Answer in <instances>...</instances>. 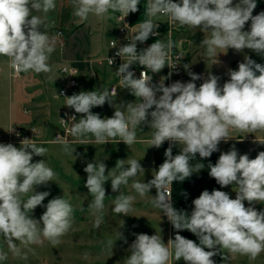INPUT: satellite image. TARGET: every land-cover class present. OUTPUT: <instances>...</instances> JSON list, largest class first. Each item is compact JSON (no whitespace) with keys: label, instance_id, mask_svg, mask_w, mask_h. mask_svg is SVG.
Listing matches in <instances>:
<instances>
[{"label":"clouds","instance_id":"clouds-1","mask_svg":"<svg viewBox=\"0 0 264 264\" xmlns=\"http://www.w3.org/2000/svg\"><path fill=\"white\" fill-rule=\"evenodd\" d=\"M69 3L73 15L82 21L90 15L110 19L111 13L119 12L121 22L139 10L141 0H69ZM55 8L56 0H0V56L7 57L14 77H19L22 72L51 71L48 62L62 35H48L54 22H47V14ZM256 8L257 0L235 3L234 0H147L145 14L148 19L138 25L130 42L116 52L123 60L115 72L120 77L119 84L136 101L114 103L115 87L111 91L100 87L64 96L65 105L82 116L77 120L76 115H71L67 121L61 119V123L67 125L71 121L70 134L81 143L105 145L109 140L119 138L118 142L130 147L137 142V129L142 131L141 124L152 130V138L148 141L150 147L158 149L164 142H169L164 162L152 170L153 178L146 183L135 179L138 174H145V169L135 158L117 159L107 175V166L102 160L88 162L83 169L87 173L84 186L92 197L87 208L95 216L94 228L99 229L104 223V185L109 180L112 192H119L111 211L123 216L132 211L135 196L120 191L131 179V188L140 197L149 195L153 187L156 189V196L150 203L163 212L176 230L174 239L170 238L167 244L161 234H136L127 250L130 255L123 259V264H169L172 259H182L185 264H216L213 257L218 254L224 262L236 255L254 261L264 252V210H256L257 204H264V151L250 158L248 154H239L233 145L227 152L220 153L214 165L208 163L209 176L221 188L232 185L236 193L234 199L225 191L203 190L192 200L194 207L189 215L174 208L171 191L173 182H184L205 168L204 163L193 166L190 161L197 154L203 160L219 151L221 141L227 143L231 138L230 128L248 133L264 130V64L245 55L238 70H228L229 79L222 86L220 77L209 72L199 87L195 81L202 77L191 72L185 64L183 67L191 80L165 86L171 72L161 76L158 83L153 82L149 73L158 74L166 66L176 68L177 65L173 66L169 60L175 47L171 33L167 42L156 39L147 48L137 50V42L144 43L150 36L160 35L156 31L160 24L154 19L166 17L170 23L210 33L200 46L206 48V56L214 57L216 63H219L217 55L226 54L229 49L237 53L248 49L264 57V11L253 15ZM248 22L250 30L245 31ZM128 27L124 24V28ZM112 47H116L114 42ZM217 50L222 51L218 53ZM108 63L112 65L114 60L108 59ZM136 64L147 69L140 72L139 78H135V73L130 70V66ZM106 102L115 109L112 117L101 118L99 113L92 112L94 107H102ZM177 145L183 147L179 154L173 155V147ZM62 150L77 159L73 155L76 148L69 142H63ZM47 152L46 147L37 146L30 139L21 140L19 147L0 143V237L8 248V251L0 248V261H6L9 252L27 260V252L22 251L21 246L34 252L30 246L42 244L43 240L55 248L73 226L74 206L68 199L55 197L43 205L50 192L36 191L37 187L47 186L57 177L44 159L32 162L33 156L44 157ZM37 206L46 208L39 220L30 215ZM123 225L124 221L121 227ZM182 230L195 235L199 243L180 235ZM118 239L127 243L121 232ZM114 242L109 239L107 247L112 250ZM222 250H226V254ZM83 258L88 259L89 253H84Z\"/></svg>","mask_w":264,"mask_h":264},{"label":"rangeland","instance_id":"rangeland-1","mask_svg":"<svg viewBox=\"0 0 264 264\" xmlns=\"http://www.w3.org/2000/svg\"><path fill=\"white\" fill-rule=\"evenodd\" d=\"M174 2H178V0H174ZM235 2L238 0H234ZM73 11L69 0H56L55 10L47 14V22L50 24L54 22V26L48 29V35L52 37L56 33H62L48 62L51 67L50 72L37 74L29 71L22 72L19 77H14L7 57L0 56V143H11L19 147L21 140H16L15 136L10 133L11 129L14 127L20 130L27 127L35 128L36 141L33 142L37 146L46 147L48 152L44 157L33 156L32 162L44 159L48 166L57 173V177L52 182H49L47 186L37 187L36 191L50 192V196L43 201V205L55 197L64 196L65 199H68L74 206V223L69 232L61 238V243L55 248L42 238V244L30 246L34 252L23 249L21 246L22 251L27 252V260L14 257L9 252L8 259L0 261V264H123V259L130 255L127 250L135 240L136 234L150 236L156 233L161 234L165 244L170 238L174 239L177 234L168 219L163 217V212L150 203L152 197L156 196V189L153 187L149 195L140 197L131 188V179L128 185L121 186L120 191L125 195L135 196L132 211L128 216L115 214L111 211L114 207L115 196L119 195V192H112L109 180L104 185L106 189L104 223L99 229L93 227L95 216L87 208L92 197L84 186L87 179L84 167L88 162L99 163L102 160L107 166L105 173L107 175V171L115 167L117 159L135 158L145 169V174L140 173L135 179L148 182L152 179L150 145L148 143L152 138V130L146 124H141L142 131L137 129V142L130 147L122 141L118 142L119 138L111 139L109 143L101 145L94 142L81 143L71 136L67 142L76 148L73 155L77 156V159L74 160L72 156L63 152V141L56 138V134L59 132L58 113L65 107L56 96L57 89L63 82L61 75L64 76L62 73L60 75L59 68L67 64L77 72L73 76L77 84L73 88V93L97 90L100 87L108 89V72L102 58L108 51V39L114 34V28L111 25L112 18L102 19L90 15L87 20L82 21L73 15ZM261 11H264V0H257V8L254 9L253 15H257ZM38 15L43 14L39 13ZM244 30H250V22L245 25ZM181 35L185 38V43L190 51L187 63L190 71L201 77L203 72L205 79L209 72L219 76L221 86L229 79L228 70H238V64L243 62L245 55L257 63L264 64V57L248 49H245L243 53L229 49L226 54L219 53L222 50H217L219 63H216L214 57L206 56V48L200 46L204 37L210 36V33L183 27ZM93 72L95 76L92 75ZM190 80L191 77L184 69L181 75L174 77L172 83L175 81L187 83ZM195 83L199 87L203 80L195 81ZM113 99L116 104L133 102V97L129 92H119ZM114 110L106 102L102 107H94L92 112L99 113L101 118H104L112 117ZM78 115L80 119L82 114ZM229 134L243 137V139L230 142L232 146L235 145L239 154H248L250 158H255L260 151H264V144L260 143L264 142V130L248 133L229 129ZM250 134L257 138H247L250 137ZM90 139L94 141V138L90 137ZM127 166L126 163L125 167ZM232 189L233 187H227L226 192L229 193L230 198L234 199L236 193ZM245 206H248L246 201ZM81 207L84 208L83 212L80 211ZM45 210V207L37 206L30 215L39 220ZM256 210H264V204H257ZM123 221L124 225L121 227ZM119 232L127 239V243L123 239H118ZM188 232L182 230L179 234ZM109 239L115 241L112 250L107 247ZM193 241L199 243V240ZM16 243L19 246V242ZM0 248L8 251L2 237H0ZM222 252L226 254V250H222ZM84 253H89L88 259L83 258ZM216 257H213L215 262ZM174 262L176 260L172 259L169 264H174ZM219 264H264V252L254 261H250L247 256L236 255L235 258L227 262L221 258Z\"/></svg>","mask_w":264,"mask_h":264},{"label":"built area","instance_id":"built-area-1","mask_svg":"<svg viewBox=\"0 0 264 264\" xmlns=\"http://www.w3.org/2000/svg\"><path fill=\"white\" fill-rule=\"evenodd\" d=\"M146 6H147V0H141L140 5L138 6L139 10L134 14L130 13L121 22H120L121 14L119 12L112 13L111 25L114 28V34L107 41L108 51L106 55L102 58V62L104 66L107 68V72H108V78H109L108 89L111 91L113 87L117 88V94L119 92H129V91L123 89L120 86L119 84L120 77H118L115 74L121 63H123L122 58L117 56L116 52L118 51L119 47L130 42L129 39L138 30V25L143 21H145L146 19H148V17L145 14ZM154 22L160 24L158 29H156V31H158L160 35L157 37L150 36L149 40L144 43L137 42V50L139 52L147 48L152 43H154L156 39H160L163 40L164 42H167L169 33H171V37L175 42V47L172 50L169 60L173 64V66L177 65L176 68L173 69L166 66L158 74L149 73L150 75L153 76V82L158 83L161 76H168L169 72H171L172 73L171 77L165 81V86H170L172 84L174 77L179 76L183 73L184 71L183 66L187 64L189 61L190 51L185 43V38L181 35V31L183 27L175 23H170L166 17L156 18L154 19ZM124 24H127L129 27L124 28ZM113 42L115 43L116 47H112ZM177 57H180V59H177ZM108 59H113L114 63L110 65L108 63ZM126 59L127 58L125 57V60ZM130 70L135 73V78H139V74L141 71L143 70L147 71V69H143L138 64L130 66ZM59 72L64 74V76L66 77V83H64L57 89L56 96L62 100L65 107L61 109L58 113L59 132L56 134V138L57 140L64 142V141H68L71 137L70 128L72 122L69 121L68 124L65 125L61 123V119L67 121L71 115H76L77 120L79 119V115L75 113V110L65 105V97H64V96H71L72 94H74L73 88L75 87L76 82L73 76L77 72L75 71V69L68 67V65H62L59 68ZM92 75L95 76V74ZM132 97L134 103L136 101V98L133 95ZM152 110H154V108ZM60 113H62L63 115L60 116ZM10 133L13 134L16 140L19 141L23 139H30L32 141H36L35 140L36 130L34 127H27L24 130H20L19 128L14 127ZM17 133H19V135H17Z\"/></svg>","mask_w":264,"mask_h":264},{"label":"crops","instance_id":"crops-1","mask_svg":"<svg viewBox=\"0 0 264 264\" xmlns=\"http://www.w3.org/2000/svg\"><path fill=\"white\" fill-rule=\"evenodd\" d=\"M64 65H67V64H64ZM106 71H107V68H106ZM61 76L63 79V82H62V85H63L64 83H66V77L63 75ZM204 79H205V75L202 72L203 82H204ZM75 86H77V84ZM229 136L231 137L229 141L227 143L221 141V143L219 144V151L214 152L211 155V157L204 158L203 160H201V158L199 157V154H197V157L190 161V164L193 166L197 163H204L205 168L203 170H201L199 173H194L189 179L185 180L184 182H173V185L171 186V191H172V203H173L174 208H176L177 210H184L190 215L194 207V205L192 204V200L197 198L203 190H208L211 192L213 189H218V190L226 192L227 187L221 188L220 185L216 183L215 179L209 176L208 174L209 169L207 168V165L208 163H212L214 165L216 161L218 160L221 152H227L228 150H230L232 148L231 147L232 144L230 142L243 139V137L241 136H233L231 134H229ZM252 137L257 138V136H252L251 134H250V137H247V138L252 139ZM168 147H169L168 141L164 142V144L158 149L155 147L149 146L150 148L149 155H150V161H151V175H152V170L158 169L159 165L164 162V159H165L164 152ZM182 147L183 145L174 146L173 155L179 154V151ZM228 187L231 188L233 186L230 185ZM163 217L167 219L165 215H163ZM181 235L191 240H198V238L195 235H193L191 232L182 233ZM221 258H222L221 255L218 254L216 257V262H218V259H219L218 264L220 263ZM174 264H185V262L183 260H180V261L174 262Z\"/></svg>","mask_w":264,"mask_h":264},{"label":"water","instance_id":"water-1","mask_svg":"<svg viewBox=\"0 0 264 264\" xmlns=\"http://www.w3.org/2000/svg\"><path fill=\"white\" fill-rule=\"evenodd\" d=\"M63 114L62 113H60V116H62Z\"/></svg>","mask_w":264,"mask_h":264}]
</instances>
